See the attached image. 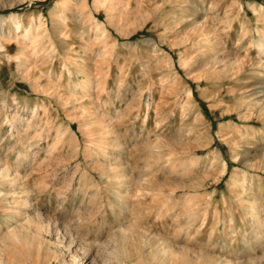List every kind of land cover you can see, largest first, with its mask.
Listing matches in <instances>:
<instances>
[{
    "label": "rangeland",
    "instance_id": "obj_1",
    "mask_svg": "<svg viewBox=\"0 0 264 264\" xmlns=\"http://www.w3.org/2000/svg\"><path fill=\"white\" fill-rule=\"evenodd\" d=\"M0 264H264V0H0Z\"/></svg>",
    "mask_w": 264,
    "mask_h": 264
},
{
    "label": "bare ground",
    "instance_id": "obj_2",
    "mask_svg": "<svg viewBox=\"0 0 264 264\" xmlns=\"http://www.w3.org/2000/svg\"><path fill=\"white\" fill-rule=\"evenodd\" d=\"M84 2H85V4H87L88 3V0H84ZM96 19H97V17H95Z\"/></svg>",
    "mask_w": 264,
    "mask_h": 264
}]
</instances>
